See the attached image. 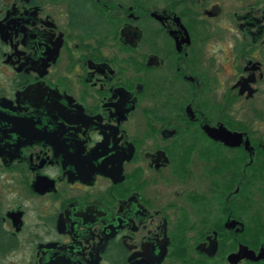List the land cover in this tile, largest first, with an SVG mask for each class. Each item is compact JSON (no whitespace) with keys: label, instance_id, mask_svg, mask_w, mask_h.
Listing matches in <instances>:
<instances>
[{"label":"flooded vegetation","instance_id":"af4514ba","mask_svg":"<svg viewBox=\"0 0 264 264\" xmlns=\"http://www.w3.org/2000/svg\"><path fill=\"white\" fill-rule=\"evenodd\" d=\"M0 264H264V0H0Z\"/></svg>","mask_w":264,"mask_h":264}]
</instances>
